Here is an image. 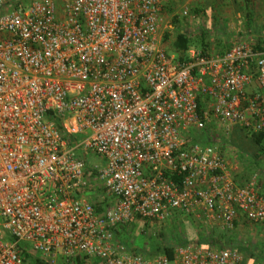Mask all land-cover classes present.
Here are the masks:
<instances>
[{
	"label": "built area",
	"instance_id": "obj_1",
	"mask_svg": "<svg viewBox=\"0 0 264 264\" xmlns=\"http://www.w3.org/2000/svg\"><path fill=\"white\" fill-rule=\"evenodd\" d=\"M172 2L0 0V264H243L196 242L146 256L116 234L182 216L264 232V183L238 185L222 145L234 125L264 130V94L246 90L264 91V51L241 34L180 58L161 43Z\"/></svg>",
	"mask_w": 264,
	"mask_h": 264
},
{
	"label": "rangeland",
	"instance_id": "obj_2",
	"mask_svg": "<svg viewBox=\"0 0 264 264\" xmlns=\"http://www.w3.org/2000/svg\"><path fill=\"white\" fill-rule=\"evenodd\" d=\"M203 3V0H174L171 3V7L166 10L165 17L167 19L165 26L162 27L161 43L166 50L174 52L172 49L173 35L175 30L184 26L189 29L190 33L199 32L205 26L208 29L207 40L209 44L208 51L210 50V52H212L211 49L220 47L219 51L215 50L214 52H222L226 46H230L241 34L245 40L247 39L246 33L252 32L253 25L248 24L249 19L244 15L246 10L244 6V8H239V10L241 9L239 11L237 7L223 4L220 6L218 4L219 6L211 9L203 18ZM184 4L190 7L191 14L199 16V24H195L191 16L186 19L178 16V12ZM238 13H240L239 16L237 15ZM258 31H261V28ZM209 130L214 131L211 128ZM210 134L215 135L213 133ZM213 138H217V136ZM222 145L231 165L235 164L237 167L235 173L242 172V170L244 172L246 163H244V159L237 156L234 147L231 146L232 144L229 142L226 144L222 143ZM87 161L90 166L101 163V160L95 158L92 154L87 155ZM190 219L182 216L170 219L165 224L152 227L145 224L128 223L119 226L116 234L127 246H135L141 251L154 254L153 247L158 242L161 244H176L179 240H183L186 236V222H189L197 234L209 239L210 245L251 247L254 254L246 261V264H264V232L258 225L245 223L236 231H225L222 230L221 226H216L217 228H214L213 231H209L203 230L205 227ZM30 256L26 257L25 261L33 263L35 256Z\"/></svg>",
	"mask_w": 264,
	"mask_h": 264
},
{
	"label": "trees",
	"instance_id": "obj_3",
	"mask_svg": "<svg viewBox=\"0 0 264 264\" xmlns=\"http://www.w3.org/2000/svg\"><path fill=\"white\" fill-rule=\"evenodd\" d=\"M207 32L208 29L205 26L200 29L199 32L194 33H184L180 29L175 30L172 41V49L174 53L181 58L182 56H185V51H187L190 47H194L203 52L208 51L209 44L207 40ZM251 45L255 50H263V47L261 46L260 42L251 43ZM210 135V130L209 128H207L201 139H204V142L206 143H211L209 138ZM195 138L199 139L198 137ZM229 142L230 144H232L231 146L234 147L237 156L244 159V163H246L244 165V172L242 170V172L235 173L233 176L234 181L238 185H242L254 173H258L260 176H264V130L258 132H248L242 127L234 125L229 134L228 143ZM185 229L186 236L183 240H179L176 244H161L160 242H158L153 247V253L165 254L168 258H172L174 254V249L177 245H184L188 242H196L203 246L211 244L208 238L197 234V232L194 231L189 222H186ZM233 248L237 249L242 253L243 264H246V261L254 254L251 250V247L235 246ZM133 249L146 256L150 255L149 252L141 251L135 246H133ZM26 257L31 256L27 253H24L23 259L25 260ZM33 263L48 264L47 262H44L38 257L33 258Z\"/></svg>",
	"mask_w": 264,
	"mask_h": 264
},
{
	"label": "crops",
	"instance_id": "obj_4",
	"mask_svg": "<svg viewBox=\"0 0 264 264\" xmlns=\"http://www.w3.org/2000/svg\"><path fill=\"white\" fill-rule=\"evenodd\" d=\"M203 2H204L203 3L204 7L202 10L203 18L205 16V14H207L211 11V9H213L219 5L221 6L222 4L227 5V6L237 7L238 10H239V8L245 7L246 10L244 11V13H245L244 15L246 16V18L249 19L248 24L253 25L252 32L246 33L247 34L246 38L251 43L260 42L261 46L263 47L262 51H264V0H203ZM239 14L240 13H238L237 15L239 16ZM260 28H261V31H258ZM228 47L229 46H226L224 48V50L227 49ZM220 48H213L214 50L213 49H211V50L212 51H215V50L219 51L218 49H220ZM246 90H247L249 95L256 94V93L264 94V91L261 90L255 82H252L251 84H249V86L246 88ZM260 178L262 181L264 180V176L261 175ZM263 183H264V181H263Z\"/></svg>",
	"mask_w": 264,
	"mask_h": 264
}]
</instances>
